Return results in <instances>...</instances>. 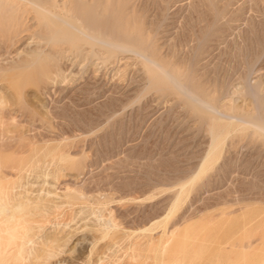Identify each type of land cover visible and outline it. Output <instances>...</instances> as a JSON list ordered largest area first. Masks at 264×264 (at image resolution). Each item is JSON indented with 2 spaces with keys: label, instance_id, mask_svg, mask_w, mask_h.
<instances>
[{
  "label": "rangeland",
  "instance_id": "rangeland-1",
  "mask_svg": "<svg viewBox=\"0 0 264 264\" xmlns=\"http://www.w3.org/2000/svg\"><path fill=\"white\" fill-rule=\"evenodd\" d=\"M130 1H131V2H129L130 7H133L136 10L135 14L137 16L136 21H138L137 22L138 28L143 33L147 30L144 33V35H146L147 36L146 38H148L150 40L151 46L148 49L151 52H153V51L156 52V53L153 52V55L155 57H159V58L164 57L163 60L165 62L169 61L168 62L169 65L176 66V67L179 66L180 72H183V71L187 72L188 71L189 73H191V75L193 74L192 75L193 77L196 75L195 77H197V78H195V80L201 88L205 89V91L207 90V92H210V91H211L210 93L216 92L218 96L220 95L219 96V99H221L220 104H222L224 102L227 103L226 101L229 100L228 105L231 106V104H233L232 107H236L237 110L241 109L240 111L244 112L249 108L246 112H249V111L251 112V110L253 108V101L249 95L244 93L245 89L243 88L244 83H243L242 79H243V74L245 72V65L247 64V61L251 57H252V59L254 58L255 62L253 64L251 62H253L254 59L253 60L251 59L252 60V61L250 60L251 62L248 61L250 63V66L252 65L251 66L252 70H251V75H250V81L253 82L257 78H258L257 79L258 81L261 80L259 82L263 83V84L261 83L260 85H261L262 92L264 93V52L263 53L260 52L258 54V51L261 48L260 44H264L263 43L264 42V0H229V2H228V0H224V1L221 0L223 4H221L220 0H219V2L217 0L216 2H218V3L214 2L215 5H214V3H213V5H211V4L208 5L207 3L209 1H205L204 5L207 4L206 6L207 7L209 6L210 9H208L206 6H204L203 7L204 13L202 10V6H203L202 0H170V1L168 0L169 4L167 3L168 8L166 7L167 11H165V12H163V9L161 7V4H162L161 1L162 0H133V2H132V0H130ZM199 1H202V3ZM193 3L194 4L196 3L195 5L197 7ZM159 4H160V7H159ZM189 4L195 6V8H194L195 11L188 9ZM216 4H218V5H216ZM223 5L225 6V8ZM215 6H217L216 7L217 11L214 9ZM158 7H159V10H158ZM196 8H199L200 10L198 9L196 11ZM205 8H207V10ZM217 8H219V11ZM223 8L226 9V11H224ZM227 8L230 9V11ZM141 9H142V12H141ZM138 10L141 12V14L143 13L142 16ZM188 10H190V11H188ZM208 10L209 11L212 10L211 11V13L213 12L212 16ZM220 10L221 11L223 10V11L220 12ZM227 10L229 12H232L229 15L233 14L232 15L233 17L232 16L230 17L232 22L230 21V24H228V26H227V24L224 25L225 23L224 24L219 23L217 25L218 27L216 29L215 28L213 29V31H216V32L212 31V33H210L208 35L210 38L208 37L209 39L208 38L206 39L208 41H206V40L204 41V42H206V44H208L207 46L205 45V47L207 49H205V47L200 48V46H203V44H201L199 46L196 45V42L198 40V39H196V38H198L197 36H199L201 33H204L206 31L207 27H205V26H209V24L212 20V19H210V17L211 18L214 17L215 11H216V14H221V13L226 14L225 12H227ZM205 11H207V13L209 12L208 16H207V13H205ZM136 12H138V13H136ZM158 12H160V14H158ZM193 12H195V14ZM228 13L226 14L227 17L229 16ZM161 14H164L163 15L164 17ZM28 15L26 16V19H25L26 20L25 25H32V21H33V19L31 18L32 14L29 13ZM139 16H141L142 18H140ZM194 18H196V19L198 18V19L196 20ZM146 21L147 22L151 21V22L148 23L149 24L148 25ZM153 21H155V22H153ZM247 22L248 23L250 22L249 24L252 25V29H251V33L248 31L246 34H244L243 28H245L244 26ZM146 25H148L147 27L153 25L155 28L153 29V26H152V27H149L147 29ZM157 26H158V28H157ZM203 27L205 28V30ZM228 27L230 29H228ZM202 28H203L204 32H202L203 31ZM31 29L24 31L22 34L19 35V37L17 36L16 40L15 39L13 40V43H11V42H10L11 44L9 43L10 47H8L9 48L8 51L9 52L11 51V55L13 56L12 58L18 59V57L24 55L23 52H25L24 49H26V46H27V45L25 46L24 42L26 41L25 43H29V42L31 43L32 38L34 37V35H32V36L30 35L31 32L33 31V28H31ZM143 30H145V31H143ZM241 30H242V32H240ZM200 31H201V33H200ZM33 32H32V34H33ZM238 32L240 34L242 33L241 34L242 36H244V35L246 36L244 38L242 37L243 41L245 38L247 39V41L245 39L246 42H244L245 46L246 45L248 46L247 43H251L253 40H255V43H253V44H255L256 46H254L252 44V46H254V47L251 48L252 46L250 44L251 47L248 46V48H247L248 51H244V49H246L247 46L243 47L244 49L241 50V52H243V51L244 52L239 53L240 55L237 58L235 57V59H234L231 55L232 50L230 48L231 47V41L230 40L233 37L232 35H237V34H239ZM213 33H215V35ZM217 33H219V34H217ZM252 33H253V35H251ZM197 34H199V35H197ZM211 34L214 36H212ZM216 35H217V37H216ZM249 35L251 37L248 39ZM149 36H150V38H149ZM194 36H196L195 41L193 39ZM253 37H254V39H252ZM211 38H213L212 39L213 41L210 40ZM173 40L176 43L173 42ZM249 40H250V42H249ZM193 41L195 43H193ZM190 43L191 44L193 43L192 44L194 46L193 48H195L194 51H193ZM153 44H154V46H152ZM176 44H177V46H176ZM186 44H188L187 46L190 48H188L186 46ZM174 45L176 47H174ZM24 46H25V48H24ZM170 46H172V48L168 49V47H170ZM196 46H198V47H196ZM262 46L263 47L260 51H262L264 48V45H262ZM177 47H178V50H177ZM232 47H233V45H232ZM21 48H22V52H21ZM153 48H155V49H153ZM198 48H200V49H198ZM19 49H20V51H19ZM201 49L202 50L204 49V50L201 52ZM228 49H229V51H228ZM3 50H4V48L1 47V45H0V53H3ZM16 50L18 51V53L20 52L22 54L20 55V53H19V55H17L18 53L16 54V52H15ZM12 51H13V54H12ZM197 51H198V53H199V51L201 53L197 54L196 53ZM68 52L69 51L65 52V54L67 55ZM102 52H103L102 49L101 50L99 49V51H97V53L94 54L93 56L81 55V57H80L81 59L79 58V56L76 57L77 56L76 54L72 55L73 52H71V54L68 53L67 56H65V54H63V56H62L63 60L59 63V66H61L60 72L57 71L58 73L56 72L55 75H54V72L52 74V76H54V77H56L59 74L58 75L59 78L58 77L56 79L52 78L54 80L51 79V80L47 81L48 84H46L47 82L46 83L41 82V85H40V83L37 82L36 75H34L36 78L33 76L35 78V83L33 81L34 78L31 77L27 80L26 83H24V86L22 84H18L19 83L18 81H17L18 82L17 84L16 83H10V82L8 84V82H6V80H4L0 77V85H1L0 86V92L2 91L3 93L2 92L1 93L4 94V95H2L0 93V95L2 97L5 96L4 100L8 98L7 99L8 101L5 100L6 102L4 101L2 103V105L6 106L5 103H8L6 106L7 107L6 111L9 113V115L11 114V116L14 114H15L14 116L17 115L16 120L19 122V124H21L20 126H22V127H20L18 124L19 127L17 126L16 129L14 128L13 130L11 129L10 131L9 130L8 131H6V130L2 131V129H1L2 127H0V132H3L4 141L9 142V144H10V147L3 154L0 155V159H2L3 162L5 163V165H4V163H1L2 168L0 167V172H1L0 173V182L5 184L6 181L9 182V180L10 181L13 180V183L10 185V188L9 187L8 188L11 191L10 192L11 196L14 198H20L21 197L24 199V197L26 195L31 200V199L37 197L38 195H41V196L44 195L43 196L44 198L47 197L50 200V201L48 200V202H47L48 204L50 203L49 205L54 206V204L55 205L57 204L59 206V207H57V206L51 207L49 209V211H48L49 213H47V215H46L47 219L45 218L43 221L44 223L46 222L45 225H43V227H42L43 229L41 228L39 231H37L35 236H34L35 239H33L36 242H37V240L40 241L42 238H44L43 236H45L47 234L50 235V234L54 233V231L57 235L56 236L54 233V235L56 237H58V238L61 237V239L63 238L65 241H66L65 238H67V241L64 243H63L64 240L63 239H62L63 241L61 240V243H62L61 247L65 248L66 250L60 248L61 250H59L57 253L55 252V254L52 256L53 259L51 258L52 259L51 261H55V263L52 262L54 264H58V263L59 264H93V263L95 264V262H96V264H99L97 262V260L99 262H102L101 264H114L115 261L117 262L118 260H120L117 258H118V256L120 257L121 255H122V258L120 257L121 258L120 262L123 263L122 260L124 259V261H125V259L128 258L127 256L130 255V253H131V251H129L130 249H132L133 243H131V242H134L135 239L136 240L142 239L143 241H146L145 238L142 237L143 235H140V234L137 235L138 232L140 233V230H138L139 228L140 229L143 227L147 228L150 226V224H152V225L154 224V226L151 225V227H149V229L148 228L146 229L144 235L147 236V234L149 232L148 236L154 235V237H158L157 235L160 234L159 231L161 232L162 229H164L163 231H165V229L167 230L168 228H166V227H169L168 225H171L172 222H175L174 226L178 223V225L175 227L173 226V224L171 225L173 228L176 229V228L180 227L179 226V225H181L180 222L182 223L183 221H184V224H182L183 225L182 227H184V228L188 226V225L185 226V224H188V223L189 224H191V223L195 224V225L191 224L192 229L194 231L190 230L191 228H186V230L188 229L187 230L188 234L186 233L185 235L186 236L189 235V238L188 237L186 238V236H185V238L182 240V243H183V241H185V244L188 243V246L186 244V247H185V244L183 243L186 250H188L190 244H191V246L192 245L194 246L195 249H193V250L195 252L193 253L194 254L193 256L195 258L190 256L192 258L189 259L190 258L189 255L193 252V250H190V251L188 250L190 253H188V251L185 250L189 254L188 255L189 258H187V254H186V258H185L186 260L184 259V261L188 260L189 262L187 264H195V262H196V264H198V260H199V264H206L207 261L211 260V262H207V264H213L216 262L219 264V262L224 261L223 258H221L223 260H221L219 258L220 257L219 254H221L220 252L223 253L222 254L223 256L228 258V254H229L228 249L232 246L230 243L229 244L231 246H229L228 241H226L223 244L225 246L226 245L229 246L228 249H227V247L224 246V250H223V248L221 247L223 245V244H221V242L225 241L226 237H225V234L223 237L219 236V235H221L222 233H226V235H227V231L224 229V227H222V225H220V220H221L220 218L223 219V217L227 216L225 218V222H224V220L222 221V222H224L223 226H225V228L228 226V227H232V229H234L235 227L237 228V226H235V225H237L236 224L237 222L239 224H242L244 222V219L245 220L248 219L247 215L244 217V215L242 214L243 210L246 213L247 208L249 209L250 206L252 208L254 205H255L254 208L256 206L259 207V209L264 208V199H263L264 194H263V196L261 194L264 191V184H263L264 183V166H263L264 165V143H263V141L261 139H257L258 137L257 138L254 137L253 139H251L249 137L245 138V136L243 134L242 135H240L238 133H237V135L233 134V135H236L237 139H236V137L233 138L234 136H232L230 139H232V140L235 139L236 144L234 143V141L232 142L230 139H229V142L227 141L225 143V145H224L225 147H223V151H222L223 154H221L222 156H220V158L217 160V162L213 166H210L211 169H208L207 173H205L204 178L205 177L207 178L206 174L209 173L208 176L210 177V179L209 178H208L209 180L208 179H202L203 182L205 181L204 182L205 187L204 186L201 187L202 192H200V188L197 189V191L199 193L196 191V189H194L193 191L188 190L187 187H191V185L194 182H198L196 180L193 182V180L191 178L194 175V171L196 173V171L198 170V166L202 160L201 157L204 155L203 152L205 153V151H206L205 149L208 146L207 140L209 142V135L207 132L206 124L201 123L200 115L197 114L198 112H193L192 111L193 109L190 106H188V104L183 99H181L178 94H175V93L172 94V92H167V94H166V92H164V91L159 90L160 91L159 92V91H157L158 89H153V88H152L153 90L150 91L151 87H148V85H147L148 80L146 78V75L148 76V69L145 68V66L142 63V60L139 56L132 54V53L129 54V52H124L125 55H124V53H117L118 55L115 54V55H112L111 57H109L105 60H102L100 58V53H102ZM170 53H172L174 56L171 54V56H172L171 57ZM188 53H189V57H185V56H188ZM14 54L17 56L15 57ZM228 54H230V55H228ZM241 54H244V57H241V56H243ZM254 54H256L257 56L256 55L253 56ZM260 54H261V56H260ZM95 55H96V57H95ZM82 56L85 58H83ZM98 56L100 59L97 58ZM193 56L194 57L196 56L195 57L196 59ZM258 56H260V57H258ZM190 57H191V59L194 58L195 60L192 59V62H191ZM231 57H232V59H231ZM255 57H257V59ZM88 58H89V60H88ZM183 58H185V59H183ZM198 58L201 59V62H200V59H198ZM242 58H244V59L246 58L247 61H246V59L244 60ZM179 60H180V62H178ZM193 60L195 62H193ZM198 60H199V62H197ZM188 61L191 62L192 67L189 65L190 63H188ZM180 63H182V64H180ZM62 65H63V70L61 69ZM186 65L188 66V68ZM194 66L196 67L197 72H193V70L196 71ZM181 68H182V71H181ZM192 68H193V70H191ZM61 71H63V72H61ZM32 78H33V80H32ZM198 80H200L201 82ZM49 82L51 83L50 85H49ZM86 82H87V84H86ZM81 84H82V86H81ZM86 85H87V87L88 86L89 87L87 88ZM41 86H43V87H41ZM202 86H204V87H202ZM20 87H22L21 90L18 89ZM90 87H92V88H90ZM144 87H146L145 88L146 90L144 89ZM221 87H223V88H221ZM16 88H17V91L15 90ZM42 88H43V90H42ZM80 88H81V90H80ZM75 89H77V90H75ZM86 93L88 95H86ZM19 97L22 98V103H19L21 105L16 104L19 101L21 102V99ZM109 99H110V101H109ZM13 101H15V103ZM23 101H24V103H23ZM251 101H252V103H251ZM62 104L64 105V109H63ZM90 104H92V105H90ZM250 104H251V106H250ZM55 105H57V106H55ZM60 105H62V106H60ZM94 105H96V106H94ZM2 107H4V106H2ZM6 107H4V108L6 109ZM26 107L27 108L29 107L30 108V109L28 108L29 110L32 109L31 112L32 111L35 112V116H37V118L35 116L33 117V115H34L33 112H32L33 115L29 114L31 112H29V110ZM56 107H57V109H55ZM86 107H87V109H86ZM60 108H61V110H60ZM23 109H26V110H23ZM21 110H23V111L21 112ZM57 110H59L58 111L59 113L60 112L63 113L66 111L65 113H63L65 115H62V113H61V115H59ZM50 111H51V113H50ZM69 112H71V113L69 114ZM51 114L53 115V117L51 116ZM72 115H73V117H72ZM38 117H39V119L42 120L43 124H41V120L39 121ZM42 117L44 119H42ZM33 118H35V119H33ZM199 119H200V121H199ZM33 120H35V121L33 122ZM45 120H46V123H45ZM49 121L51 123H49V125H47ZM86 121H87V123H86ZM88 121L90 123H88ZM26 122H27V124H26ZM34 124L37 126H39V125L40 126L37 128V126H35ZM88 124H89V126H88ZM203 124H204V126H203ZM23 125H24V128H23ZM50 125H52L51 127H53V128H51ZM25 127L26 128L28 127V128L26 129ZM39 128H41V129H39ZM23 129H25V130H23ZM42 129H44V130H42ZM15 130H17V131H15ZM36 130L38 131L39 134L38 133L36 134V132H37ZM15 132H17V133H15ZM44 132L47 133V135L50 133V135L46 136V134ZM59 132L61 134L63 133L62 134L63 136L59 135L60 134ZM34 134L36 137L33 136ZM61 136L62 137L66 136V139H62ZM49 137L51 138V140H48ZM53 137H57V139L59 137L60 140L59 139L55 140V138L52 139ZM32 138H34V139H32ZM41 138L43 140L44 139L45 140L43 141ZM29 139L31 141H34V144L36 143L35 145H37V146H35L33 144V142L29 141ZM250 139L252 141H250ZM20 140H21V142H22V140L23 141L27 140L26 144L28 145V143H29V146L26 147L27 145H25V142H24V144L20 147L19 146V144L21 143ZM64 140H65V142L67 140L68 141L65 143V142H63ZM54 141L57 143L58 142L61 143V141H62V143H65L66 145L60 144V147L64 146V148L58 149L57 147L59 146V143H58V145H54L55 144ZM30 142H31V145H30ZM43 142H44V144L42 145ZM45 142L48 144V146ZM37 143H39V144H37ZM11 144H13V145L11 146ZM51 144L53 146H55L54 148L57 149L58 151L61 149H65L63 151H59V153H58V154H61L60 156H62V153H63V156H62L63 158H60V156L57 155L58 157L56 156L57 158L55 157L54 161H53L52 156L46 155L48 157V159L52 157V161L47 160V157H46L47 161H45V158H43V157H45V153H47V152L44 153L42 151H47V148L49 146H51ZM38 145L43 146L42 147L43 149H41L42 151L40 150V152H39V150L37 151V148H39ZM229 145H232V146H229ZM41 146H40V148H41ZM232 147H234V148L231 149ZM236 147H237V149H235ZM31 148H32V151H35V153H37V154L34 153L35 156L32 155L33 153L31 151ZM19 151L20 152L22 151L23 153L22 152L20 153ZM48 151H49V148H48ZM224 151H226V152H224ZM6 152H8L7 153L8 156H7V154H6V156H4V154ZM70 153L73 156H71ZM10 154H13V156L16 159L17 158L22 159V160L17 159V163L18 164L20 163L19 165L16 163L15 159H14L15 162L13 161L11 164L10 163L7 164V162L4 161V159L8 158L9 156H12ZM20 154H21V156H20ZM201 154H202V156H201ZM37 155L41 159L38 158V160L36 161L35 157H37ZM68 155L72 158H67ZM230 155L231 156L234 155L233 158H231ZM235 155H236V157H235ZM18 156H20V157H18ZM135 156H136V158H135ZM227 156H229V157L227 158ZM221 157H222V159H226L228 161L229 160L234 161V163L233 162L229 163V162H226L225 160L222 161ZM223 157H225V158H223ZM59 158L61 160H63L64 162L61 161ZM64 158H65V160H64ZM66 158H67V160H66ZM127 158H128V160L126 161L125 159H127ZM23 159H24V161H23ZM55 159L57 162L55 161ZM77 159H79V160H77ZM76 160L79 162L80 161H82V162L81 163L78 162V164H76L77 163ZM21 161H22V163H21ZM59 161H60V163H59ZM68 161H71V163H69ZM72 161H74L75 164ZM224 161L226 164L223 163ZM218 162H219L220 166L223 167L222 170H221L220 166H218ZM14 163H15V165H14ZM35 163H39V166H38V164H35ZM64 163H66L67 165ZM6 164L9 166L7 167ZM50 164H51V166H50ZM68 164H70V165L68 166ZM73 164H74V166H73ZM79 164H80V167H76L79 169H74L75 165L79 166ZM10 165H12V167ZM65 165L67 166L66 168H65ZM143 166H145V167H143ZM214 166L218 167V169ZM226 166H227V168H230L231 170L228 171ZM194 169H196V170H194ZM225 169L227 170V172H229L231 174H229V173L227 174ZM211 170H214V172ZM223 170H224V173L226 175L222 172ZM55 173H57V174H55ZM213 173H215L216 175ZM45 175H47V176H45ZM216 176L218 177V179ZM219 176L222 178H220ZM251 177H255L256 179L251 178ZM239 178L242 180L238 181ZM235 179H236V182H235ZM187 180H189V181H187ZM249 180H251V183ZM186 181H187V183H186ZM232 181L234 182V184H232L233 183ZM241 181L244 182L245 184L241 183ZM252 181H253V183H257L258 185L254 184L251 186V184H253ZM14 182H16V183H14ZM207 182H209V183H207ZM84 183H85V185H83ZM230 183H231V185H230ZM235 183L240 185L241 188L238 186L239 189L236 190L235 187H237V185L235 186ZM188 184H189V186H188ZM194 184H197V183H194ZM247 184H250V185L247 186ZM80 185H83V186H80ZM182 185L185 186V188L183 190L185 194L182 192L179 195V197H181V198H179L180 200H177L178 196L176 194L179 191L178 190L179 187ZM233 185H234V187H233ZM207 186L209 187V189ZM242 186H244V188ZM74 187L76 188V190ZM250 187L251 188L256 187V188L250 189ZM260 187H262V190L260 189ZM79 188H81V189H79ZM231 188L232 189L235 188L234 190H236V191H232V194L229 193L230 194L229 197L233 198L234 201L230 202L231 198H229V202H228V199H227V201L225 203V205L227 204L226 205L227 207H225L223 201L226 200L225 199L226 197L222 196L224 193L223 190H226V191L228 190V192L230 190V192H231V190H232ZM246 188H248V190H250V191H247ZM25 189H26V191H25ZM58 189H60V190H58ZM70 189H72V190H70ZM27 190L29 191V193L31 195L28 193ZM48 190L51 192H52V190L59 191V192H61L63 190L62 191L63 194L59 195V196L58 195L55 196L54 194H50L48 197V195H46ZM259 190H260V192L261 191L262 192L260 193ZM24 191L26 192L25 195H23ZM218 191H219V193H218ZM74 192H76V193H74ZM77 192H79L80 194L82 193L81 196ZM205 192H207V193H205ZM209 192L210 193L215 192L217 194L213 193V195H212V193L210 194ZM43 193H45V194H43ZM73 193L76 194L75 197H77V198L74 197ZM256 193H258V194H256ZM35 194L36 195L38 194V195L36 196ZM65 194H67L70 198H68V196H66L67 197V199H66ZM84 194H86V195H84ZM203 194H205V195H203ZM248 194H250V195H248ZM259 194H261L260 197L263 199L262 201H260L261 200L260 197L257 196ZM210 195H212L213 198H212V196L210 197ZM219 195L221 197H224L223 199H225V200H223L221 197L219 199L218 198ZM52 196H54L56 200L53 199L54 197H52ZM247 196L248 197L250 196L249 199H251V200H249ZM59 197H61V199H58ZM79 197H81V198H79ZM97 197H98V199H97ZM176 197H177V199H176ZM237 197L238 198L241 197V199H243V198L246 199V200L243 199V201H245L247 203H249V201H250V203H249L250 206L247 207L249 204H247V203L244 204L243 201L241 199H239L240 200L239 201ZM78 198H79V200H78ZM255 198H256V201H255ZM257 198H259V200H257ZM51 199L55 200V201H52ZM62 199H64V200L69 199L68 203L66 201V203H67L66 204L65 201ZM70 199H71L72 203H71ZM181 199H182V202H181ZM210 199L213 200L212 202H214V203H211ZM233 199H231V201ZM74 200H76V201H74ZM214 200H217V201H214ZM57 201H58V203H57ZM60 201H61V203H59ZM171 201H173V202H171ZM235 201H236V203H235ZM179 203H181V204L178 205ZM219 203H221V204H219ZM231 203H233V205L235 204L234 205L235 207L238 204L237 208H236L237 210L235 209V207L230 206V205H232ZM203 204H205V205H203ZM213 204H214V206H213ZM228 204H230V205H228ZM246 204H247V206H245ZM252 204H254V205L252 206ZM190 205H191V207H190ZM222 205H223V207H222ZM258 205H260L262 207H260ZM220 207H222L223 209ZM231 207L233 208V210ZM52 208H53V210H54V208H58V209L57 210L55 209L56 211L54 210V213H53V210L51 211ZM171 208H173L172 211H171ZM176 208H177V210L175 211ZM224 208H227V209L229 208V209L226 211V209H224ZM241 208H245V209H241ZM216 209L218 211H216ZM230 209L232 211H230ZM185 210H187L188 212H186ZM219 210H222V211L219 212ZM223 211H224V213H223ZM233 211L236 213H234ZM240 211H242V213ZM50 212H52V213H50ZM173 212H175V213L172 214ZM183 212H185L186 215H184ZM189 212H191V213L193 212L192 213L193 215ZM194 212H197V213L194 214ZM221 212H222V214H218ZM231 212H232V215H231ZM228 213H230V214H228ZM233 213H234V215H233ZM240 213L243 215V217H241L239 215L238 216L235 215V214H240ZM49 214H53V215H49ZM202 214H204V218L202 217L203 216ZM212 214H214V217H212ZM105 215H106V217H105ZM108 215L110 216V218L114 222L116 221V224L118 223L119 226H120V223H122V225L123 224L125 225L123 227H122V225L120 227H118V225L114 226L115 228L112 227L113 233H111V235H113V234H114V236L116 235L115 240H113V242L110 241L111 239L109 240L110 237L108 239L106 238L107 245H105V247L106 246L110 247V245H112V247H113V248L111 247L112 249H110L109 247L108 248L106 247V249H105V247H103V246H104L106 240L103 241L100 239V237H93L94 241L92 243L90 242V241H92V236H94L95 234H97L99 236L101 234V232H99L100 230L97 231L99 229V226L104 225V226H101L102 229L100 227L101 231L104 230L106 226H109V224L107 225L105 223V221L109 220ZM113 215L115 218H112ZM168 215L169 216L174 215V217L172 216V221H169V219H171L170 218L171 216L169 217ZM176 215L177 216L180 215L181 217L182 216L183 217L182 218L180 216L177 217ZM194 215H196V216H194ZM205 215L209 221H211V219H212V221L210 222L211 224L208 221H206ZM215 215L217 217H215ZM260 215L261 214H259V218H258V216L254 217L252 219L251 223H253V224L255 223V225H257L256 220H261V218L263 217L260 222L258 221L259 223H261L264 219V211L261 215L262 217ZM232 216L233 217L236 216L237 218L241 217V218H238L236 220L235 219L236 217H234L233 219L236 220V221H234L236 223L233 222L234 224L228 225L229 223H232L233 219L229 220L230 219L229 217H232ZM104 217L106 218V220H104L105 219ZM175 217H177V218H175ZM187 217H188V220L190 218L191 219L189 221L187 220L188 222L186 223ZM209 217H211V218L209 219ZM102 218H104L103 219L104 221L101 220ZM156 218H158V219H156ZM183 218H185V219L182 220ZM201 218L204 219L203 222H201L202 221ZM213 218H214V220H213ZM217 218H218L219 222H217L218 220L215 221V219H217ZM160 219L164 220L165 223ZM165 219H166V221H165ZM173 219H174V221H173ZM226 219H228L231 222L226 221ZM117 220L120 223L117 222ZM49 221H50V223H49ZM101 221H103L102 224H101ZM167 221H168V223L169 222L170 223L166 224ZM213 221H215V222H213ZM253 221H255V222H253ZM155 222L156 223L162 222V224L164 225V228H163V225L161 223H159V226L162 225V227L161 226L159 227L158 224L156 225ZM212 222H213V225H217L219 228L217 226L216 227L213 226ZM226 222L227 223L229 222V223L227 224ZM204 223H206V225H208L209 227H212V226H213L212 228L215 227L214 230H216V229H218V230L221 229V230H219V231L213 230L212 231L211 228L209 229ZM225 223L227 225H225ZM203 224L210 231L209 230L207 231L205 229L206 232H203V231H205L202 229L203 227H205ZM253 224H251V227L253 226ZM191 225H189L188 227H191ZM201 225H203V226H201ZM242 225H243V227H241V225H239L240 227L237 228V230L240 229L239 233H237V236H240L241 232H244L245 229H247V228H245L243 230L244 225L245 226L248 225V227L250 226L249 224H242ZM200 226H201V228H199ZM90 227L91 228L93 227V229L98 228V229H96L97 232L96 231H95V233L91 232ZM182 227H180V228L183 232L184 228H182ZM85 228H87V229L89 228V230H87ZM60 229H61V231H60ZM119 229H120V231H122V230L123 231L119 232ZM115 230H116V232L114 233ZM126 230H127V232H126ZM129 230H130V232H129ZM181 230L176 229L177 234H175L176 235L175 238L177 236H178L177 238H179V237L182 238L181 236L183 235V233L181 232ZM198 230H199V232H197ZM40 231H41V233H40ZM132 231H133V233H132ZM152 231H153V233H152ZM189 231H192L193 234ZM220 231H222V233ZM117 232L119 235L117 234ZM202 232H203L204 236L205 235L207 236V232H208V236L207 237L205 236V238H204V236H202L203 235ZM213 232H214V234H215V232H217L215 234L216 237L219 234L217 242L218 243L220 242L221 246H218L220 244H218L216 242H215L216 244L212 243L213 239H214V241L216 240V238H214L215 235L213 234ZM37 233H39L41 235L40 239H39L40 235L38 234L39 235L38 236ZM163 233L164 232H162L159 236L163 235V237H166V234L164 235ZM178 233H180V235L181 234L182 235L180 236V235H178ZM189 233H191V234H189ZM128 234L130 236H132V238L130 236H128ZM210 234H211V236H210ZM59 235H61V236H59ZM190 235H193L194 238L191 239L190 237H192V236H190ZM200 235L202 236L201 240H200V237H201ZM242 235H243V233L241 234V236ZM119 236H121V237H119ZM133 237H134V239H133ZM135 237H138V238H135ZM208 237H210V238H208ZM97 238H99V239H97ZM119 238H121V239L119 240ZM211 238H213V239H211ZM222 238L223 239L225 238V239L223 240ZM129 239L131 241H129ZM187 239L188 240L191 239L192 242H188ZM204 239H206V240H204ZM81 240H83V241H81ZM108 240H109V242H108ZM121 240H123V241H121ZM207 240H209V241H207ZM221 240H223V241H221ZM114 241H116V242H114ZM204 241L205 242L207 241V243H209L210 246L209 245L207 246L206 244L204 245V243H205ZM95 242H96V244H95ZM200 242H203V243H200ZM116 243H118L119 245H117ZM64 244H66V245H64ZM127 244L130 245L131 248ZM63 245H64V247H63ZM200 245H202V246H200ZM215 245H217V247H221L222 250L220 251L221 248L217 249V247H215ZM29 246H31V244L30 245L28 244V246H26V250H27V252L30 253V251H28V250H31L32 247L30 248ZM99 246L101 247V250H100ZM203 246H204V249H203ZM201 247H202V250H204V251H201V249H200ZM206 247L207 248L210 247V248L207 249ZM211 247H213V248H211ZM69 249H71L70 250L71 252L69 251ZM98 249H99L100 253H98ZM108 249H110L111 251ZM210 249H211V251H210ZM213 249L214 250L216 249V252L213 251ZM235 249L236 248L234 247V251H235ZM104 250L109 254L106 255L107 254L106 252H105L106 253L105 255H104V253H101ZM225 250L228 252H226ZM231 250H233V247ZM231 250H230V252H231ZM61 251H62V253H61ZM63 251L65 254L63 253ZM65 251H68V252L66 253ZM128 251H129V253H128ZM218 251H220V252L216 256L215 253H217ZM206 252H208V253H210V255H212L211 259H208V257L210 255L208 256V253H206ZM232 252L229 255L230 258L226 259L227 262H228V260H230V263H226V264H234V262L236 261L235 260L236 256ZM195 253H197L198 256L195 255ZM203 253L204 254L206 253L204 257L202 255ZM125 254H127V255L125 256ZM213 254L215 255L214 259H213V256H214ZM224 254H226V255H224ZM231 254H233V255H231ZM58 255H61V257L63 258L62 259L63 262L61 260V257H59ZM62 255L66 256V257L68 256V258H66ZM101 255H102V258H101ZM222 255H221V257H222ZM69 257H71V258L69 259ZM98 257H100L102 260L100 261V258H98ZM206 257H207V259H206ZM27 258H28V256H27ZM193 258H194V263L192 262ZM203 258H204V260H207V261L206 262L203 261ZM215 258H216V260L220 259L221 261L219 260V261L215 262ZM65 259H66V261H65ZM67 260H69L70 263ZM233 260H235V261H233ZM126 261H127V259H126ZM147 261L150 262L151 260L149 261V259H148ZM116 262H115V264H121V263H119V261L117 263ZM42 264H44V263H42ZM220 264H223V262Z\"/></svg>",
  "mask_w": 264,
  "mask_h": 264
},
{
  "label": "bare ground",
  "instance_id": "bare-ground-1",
  "mask_svg": "<svg viewBox=\"0 0 264 264\" xmlns=\"http://www.w3.org/2000/svg\"><path fill=\"white\" fill-rule=\"evenodd\" d=\"M163 1V2H162ZM161 1V7H162V9H163V12H165V11H167V9H166V7H167V3L169 4V2H168V0H162ZM170 1V0H169ZM203 1V6H202V10H203V7L204 6H206L207 4L209 5V4H211V5H213V3L215 2V3H218L219 2V0H218V2H216L217 0H202ZM202 1H199V2H201L202 3ZM205 1H209L206 5H204V3H205ZM224 1V0H223ZM129 2H131L130 0H0V45H1V47H3L4 48V50H3V53H0V77L2 78V79H4V80H6V82H8V84H9V82L10 83H18V84H22L23 86H24V83H26L27 82V80L29 79V78H31V77H33L34 75H36V79H37V82H39L40 83V85H41V82L42 83H46L47 81H49V80H51L52 78H59V74L56 76V77H54V76H52V74H53V72H54V75H55V73L58 71V72H60V67L61 66H59V63L63 60L62 59V56H63V54H65V52H67V51H69L68 53L69 54H71V52H73L72 53V55L73 54H76L77 56L76 57H78L79 56V58L81 57V55H85V56H89V55H91V56H93L94 54H96L97 53V51H99V49L101 50L102 49V53H100V58L102 59V60H105V59H107V58H109V57H111L112 55H115V54H117V53H124V52H129V54L130 53H132V54H135V55H137V56H139L140 58H141V60H142V63L144 64V66H145V68H147L148 69V76L146 75V78H147V85H148V87H151V89H150V91L151 90H153V89H158L157 91H164V92H166V94H167V92H172V94H178L179 96H180V98L181 99H183L187 104H188V106H190L193 110V112H198L197 114H199L200 115V119H201V123H204V124H206V128H207V132H208V135H209V142H208V140H207V143H208V146H207V148L204 150L205 151V153L203 152V156H202V154H201V163L199 164V166H198V170L196 171V173H195V171H194V175L192 176V180H193V182L196 180V181H198V182H194V183H197V184H192L191 185V187H187L188 188V190H190V191H193L194 189H196V191H197V189H199L200 188V192H202L201 191V187H205V185H204V182H203V180L202 179H210V177L208 176V174H206V176H207V178L205 177L204 178V176H205V173H207V170L208 169H211L210 168V166H213L216 162H217V160L220 158V156H222L221 154H223L222 153V151H223V147H225L224 145H225V143L228 141L229 142V139L232 137V136H234L233 138H235L236 137V135H237V133L238 134H240V135H244L245 136V138H251V139H253L254 137H258L257 139H261L262 141H263V143H264V93L262 92V89H261V83L262 82H259V81H261V80H255V81H253V82H251L250 81V75H251V66H250V63L249 62H251L253 59H252V57L247 61V59H246V61H247V64L245 65V72H244V74H243V83H244V93L245 94H247V95H249L251 98H252V101H253V108H252V110H251V112L249 111V112H246V111H240L239 109V111L236 109V107H232L233 106V104H231V106L230 105H228V102H229V100H227L226 102L227 103H222V104H220V100L221 99H219V96L217 95V93L216 92H213V93H210V92H207V90L205 91V89H203V88H201L199 85H198V83L196 82V80H195V78H197V77H193L192 75H191V73H189L187 70V72H180L179 71V66L178 67H176V66H171V65H169L168 64V62L169 61H164L163 59H164V57L163 58H159V57H155L154 55H153V52H155V51H153V52H151V51H149V47L151 46L150 45V40L148 39V38H146L147 36L146 35H144V33L147 31L145 28V30H143V31H145L144 33L143 32H141L140 31V29L138 28V25H137V22L138 21H136L137 19H136V14H135V9L133 8V7H130V5H129ZM132 2H133V0H132ZM160 2V1H159ZM211 2V3H210ZM220 2H221V4H223L222 3V1L220 0ZM228 2H229V0H228ZM198 3V2H197ZM215 3H214V5H215ZM225 3V2H224ZM227 3V2H226ZM194 4V3H193ZM196 4V3H195ZM194 4V5H195ZM200 4V3H199ZM228 4V3H227ZM194 5H191V4H189V8L188 9H191L192 11L194 10L195 11V6ZM210 5V6H211ZM216 5H218V4H216ZM224 6V5H223ZM228 6V5H227ZM226 6V7H227ZM159 7H160V4H159ZM159 7H158V10H159ZM197 7V6H196ZM207 7V6H206ZM216 7L217 6H215V10H216ZM168 8V7H167ZM208 9H210V7L208 6L207 7ZM207 8H205L206 10H207ZM224 8H225V6H224ZM223 8V9H224ZM161 9V8H160ZM161 9V10H162ZM199 8H196V11L198 10ZM213 9V10H214ZM218 9V11H219V8H217ZM228 9V8H227ZM200 10V9H199ZM229 11H230V9H228ZM227 10V12H225L226 14L229 12ZM139 11V10H138ZM188 11H190V10H188ZM209 11V10H208ZM212 11V10H211ZM211 11H209L210 12V14H211V16L213 15L212 13H211ZM217 11V10H216ZM216 11H215V15H214V17L213 18H211L210 17V19H212L211 20V22H210V24H209V26H205V27H207L206 28V31L204 32V30H205V28H204V30H203V28H202V32H204V33H201V31H200V35L199 34H197V35H199V36H197L198 38H196V36H194V41H195V38L196 39H198L197 40V42H196V45H201V44H203V46H200V48H202V47H205V45L207 46L208 44H206V42H204L209 36V34L210 33H212V31H213V29L215 28H217L218 26V24L220 23H225L224 25H226L227 24V26H228V24H230V21L232 22V20H231V16L233 15H229L230 13H232V12H229L228 13V17H227V15L226 14H216ZM223 11V10H222ZM221 10H220V12H222ZM224 11H226V9H224ZM141 12H142V9H141ZM141 12L139 11V13L141 14ZM162 12V13H163ZM208 12V13H209ZM219 12V13H220ZM29 13H31L32 14V19H33V21H32V25H25V22H26V16L29 14ZM136 13H138V12H136ZM190 13V12H189ZM194 14H195V12H193ZM197 13V12H196ZM201 13V12H200ZM203 13H204V10H203ZM205 13H207V11H205ZM208 13H207V16H208ZM224 13V12H223ZM139 14V15H140ZM158 14H160V12H158ZM202 14V13H201ZM200 14V15H201ZM209 14V15H210ZM143 15V13L141 14V16ZM162 16L164 15V14H161ZM206 15V14H205ZM29 16V15H28ZM141 16H139L140 18H142ZM145 16V15H144ZM161 16V17H162ZM195 16V15H194ZM197 16V15H196ZM164 17V16H163ZM191 17V16H190ZM233 17V16H232ZM194 19H196V18H194ZM198 19V18H197ZM196 19V20H197ZM195 21V20H194ZM250 21V20H249ZM147 22V21H146ZM151 22V21H150ZM150 22H147V24L148 23H150ZM153 22H155V21H153ZM209 23V22H208ZM250 23V22H249ZM248 22L245 24V28H243L244 30H243V33L244 34H246L248 31L251 33V29H252V25L251 24H249ZM31 24V23H30ZM140 24V23H139ZM153 24V23H152ZM155 24V23H154ZM149 25V24H148ZM148 25H146V27L148 26ZM162 25V24H161ZM153 25H151V26H149V27H152ZM216 26V27H215ZM226 26V27H227ZM149 27H147V29L149 28ZM31 28H33V34H32V32H31V36L32 35H34V37L32 38V41H31V43L29 42V43H25L24 42V44H25V46H26V49H24L25 48V46H24V51L25 52H23V56H20V57H18V59H14V58H12L13 56L11 55V51L9 52L8 51V47H10L9 46V43L11 42V43H13V40L15 39L16 40V37L18 36L19 37V35L20 34H22L24 31H27V30H29V29H31ZM155 27L153 26V29H154ZM157 28H158V26H157ZM152 29V30H153ZM228 29H230L229 27H228ZM242 29V28H241ZM32 30V29H31ZM151 31V30H150ZM156 31V30H155ZM199 31V30H198ZM218 31V30H217ZM152 32V31H151ZM213 32H216V31H213ZM219 32V31H218ZM240 32H242V30L240 31ZM239 33V32H238ZM187 34V33H186ZM214 35H215V33H213ZM217 34H219V33H217ZM242 34V33H241ZM240 33L239 34H237V35H232L233 37H232V39L230 40L231 41V55H232V57L235 59V57L237 58L240 54L239 53H243L244 51H248V46H250V44H251V46H252V44L253 43H255V40H253L251 43H247L248 44V46L246 47L245 45H244V42H246L247 41V39H246V41H245V39H244V41L242 40V37L244 38V37H246L245 35L244 36H242ZM151 35V34H150ZM189 35V34H188ZM212 35V34H211ZM214 35H212V36H214ZM251 35H253V33L251 34ZM153 36V35H152ZM30 37V36H29ZM200 37V38H199ZM216 37H217V35H216ZM220 37V36H219ZM248 37V36H247ZM251 36L249 35V37H248V39L250 38ZM149 38H150V36H149ZM210 38V37H209ZM208 38V39H209ZM259 38V37H258ZM176 39V38H175ZM186 39V38H185ZM213 38H211L210 40H212ZM252 39H254V37L252 38ZM31 40V39H30ZM192 41V40H191ZM193 41V43H195ZM206 41H208V40H206ZM213 41V40H212ZM173 42H175L174 40H173ZM205 44H204V43ZM249 42H250V40H249ZM10 43V44H11ZM153 43V42H152ZM176 43V42H175ZM192 43V44H193ZM230 43V42H229ZM264 43V42H263ZM173 44V43H172ZM191 43H190V45H191V47H192V49H193V51H194V49L195 48H193L194 46L192 45ZM22 45V44H21ZM171 45V44H170ZM184 45V44H183ZM188 44H186V46H187ZM232 45H233V47H232ZM254 46H256L255 44H253ZM261 45V48H260V50L262 49V45H264V44H260ZM259 45V46H260ZM152 46H154V44L152 45ZM176 46H177V44H176ZM175 45H174V47H176ZM198 46H196V47H198ZM223 46V45H222ZM250 46V47H251ZM254 46H252L251 48H253ZM188 47V46H187ZM228 47V46H227ZM243 47H246V49H244ZM152 48V47H151ZM169 48H172V46H170V47H168V49ZM188 48H190V47H188ZM200 48H198V49H200ZM229 48V47H228ZM258 48V47H257ZM2 49V48H1ZM153 49H155V48H153ZM157 49V48H156ZM205 49H207L206 47H205ZM244 49V51L243 52H241V50H243ZM18 50V49H17ZM15 51L16 52V54L18 53V51ZM172 50V49H171ZM175 50V49H174ZM177 50H178V47H177ZM176 50V51H177ZM189 50V49H188ZM197 50V49H196ZM195 50V51H196ZM204 50V49H203ZM202 49H201V52L203 51ZM258 51V54L260 53V52H264V48H263V50L262 51ZM19 51H20V49H19ZM170 51V50H169ZM173 51V50H172ZM190 51V50H189ZM188 51V52H189ZM192 51V52H193ZM228 51H229V49H228ZM14 52V53H15ZM21 52H22V48H21ZM171 52V51H170ZM179 52V51H178ZM177 52V53H178ZM200 51H199V53H201ZM225 52V51H224ZM20 53V52H19ZM19 53L17 54V55H19ZM68 53H67V55H68ZM156 53V52H155ZM169 53V52H168ZM175 53V52H174ZM191 53V52H190ZM197 54H199L198 53V51L196 52ZM195 53V54H196ZM230 53V52H229ZM247 53V52H246ZM245 53V54H246ZM256 53V52H255ZM12 54H13V51H12ZM22 53H20V55H21ZM127 54V53H126ZM128 54V55H129ZM158 54V53H157ZM171 54L172 53H170V56H171ZM176 54V53H175ZM194 54V55H195ZM206 54V53H205ZM15 55V54H14ZM17 55H15V57L17 56ZM66 54H65V56H67ZM118 55V54H117ZM123 55V54H122ZM124 55H125V53H124ZM173 55V54H172ZM180 55V54H179ZM228 55H230V54H228ZM241 55H243V56H241V57H244V54H241ZM256 54H254L253 56H255ZM64 56V57H65ZM75 56V55H74ZM82 56V57H83ZM90 56V57H91ZM174 56V55H173ZM183 56V55H182ZM192 56V55H191ZM199 56V55H198ZM201 56V55H200ZM248 56V55H247ZM257 56V55H256ZM260 56H261V54H260ZM260 56H258V57H260ZM72 57V56H71ZM95 57H96V55H95ZM138 57V58H139ZM172 57V56H171ZM170 57V58H171ZM176 57V56H175ZM185 57H189V53H188V56H185ZM194 57V56H193ZM196 57V56H195ZM194 57V58H195ZM232 57H231V59H232ZM78 58V59H79ZM83 58H85V57H83ZM92 58V57H91ZM90 58V59H91ZM97 58H99V56L97 57ZM99 58V59H100ZM168 58V57H167ZM177 58V57H176ZM180 58V57H179ZM178 58V59H179ZM194 58H192V59H194ZM256 59H257V57H255ZM81 59V58H80ZM183 59H185V58H183ZM190 59H191V57H190ZM192 59H191V62H192ZM196 59V58H195ZM194 59V60H195ZM198 59H200V58H198ZM242 59H244V58H242ZM244 59V60H245ZM252 59V60H251ZM88 60H89V58H88ZM140 60V59H139ZM166 60V59H165ZM193 60V62H195ZM251 60V61H250ZM98 61V60H97ZM177 61V60H176ZM184 61V60H183ZM178 62H180V60L178 61ZM182 62V61H181ZM186 62V61H185ZM191 62L190 61H188V63H190L189 65L191 66ZM197 62H199V60L197 61ZM200 62H201V59H200ZM255 62V59H254V61L253 62H251L252 64ZM180 64H182V63H180ZM179 64V65H180ZM197 64V63H196ZM61 65V64H60ZM188 65V64H187ZM186 65V66H187ZM237 65V64H236ZM181 66V65H180ZM197 66V65H196ZM216 66V65H215ZM229 66V65H228ZM183 67V66H182ZM192 67V66H191ZM190 67V68H191ZM187 68H188V66H187ZM194 68L196 69V67L194 66ZM236 68V67H235ZM62 70H63V65H62V68H61ZM69 69V68H68ZM215 69V68H214ZM191 70H193V68L191 69ZM181 71H182V68H181ZM57 72V73H58ZM61 72H63V71H61ZM75 72V71H74ZM193 72H197V69H196V71H194L193 70ZM73 74V73H72ZM203 76V75H202ZM33 77V78H34ZM70 77V76H69ZM201 77V76H200ZM230 77V76H229ZM33 78H32V80H33ZM35 78H34V83H35ZM199 78V77H198ZM242 78V77H241ZM255 78V77H254ZM260 78V77H259ZM1 79V80H2ZM200 79V78H199ZM52 80H54V79H52ZM201 80V79H200ZM200 80H198V81H200ZM203 80V79H202ZM205 80V79H204ZM18 81V82H17ZM67 81V80H66ZM224 81V80H223ZM36 82V83H37ZM52 82V81H51ZM63 82V81H62ZM201 82V81H200ZM223 83V82H222ZM225 83V82H224ZM46 84H48V82L46 83ZM51 83L49 82V85H50ZM86 84H87V82H86ZM200 84V83H199ZM263 84V83H262ZM11 85V84H10ZM38 85V84H37ZM201 85V84H200ZM204 85V84H203ZM224 85V84H223ZM222 85V86H223ZM1 86V85H0ZM22 86V87H23ZM46 86V85H45ZM80 86V85H79ZM81 86H82V84H81ZM14 87V86H13ZM22 87H20V88H18V89H20L21 90V88ZM41 87H43V86H41ZM47 87V86H46ZM86 87H87V85H86ZM89 87V86H88ZM87 87V88H88ZM147 87V86H146ZM146 87H144V89L146 88ZM202 87H204V86H202ZM206 87V86H205ZM10 88V87H9ZM40 88V87H39ZM76 88V87H75ZM78 88V87H77ZM90 88H92V87H90ZM153 88V89H152ZM221 88H223V87H221ZM143 89V88H142ZM148 89V90H149ZM16 91H17V88L15 89ZM42 90H43V88H42ZM41 90V91H42ZM75 90H77V89H75ZM80 90H81V88H80ZM90 90V89H89ZM146 90V89H145ZM224 90V89H223ZM40 91V90H39ZM53 91V90H52ZM85 91V90H84ZM83 91V92H84ZM159 91V92H160ZM209 91V90H208ZM222 91V90H221ZM2 92V91H1ZM0 92V93H1ZM76 92V91H75ZM146 92V91H145ZM3 93V92H2ZM1 93V94H2ZM17 93V92H16ZM89 93V92H88ZM221 93V92H220ZM15 94V93H14ZM54 94V93H53ZM144 94V93H143ZM170 94V93H169ZM168 94V95H169ZM2 95H4V94H2ZM46 95V94H45ZM86 95H88L87 93H86ZM90 95V94H89ZM122 95V94H121ZM20 96V95H19ZM78 96V95H77ZM88 97V96H87ZM122 97V96H121ZM4 98H5V96L4 97H2L1 95H0V127H2L1 129H2V131L4 130H6V131H10L11 129L13 130L14 128L16 129V127L18 126V124H19V122L16 120V116H14V115H12L11 116V114L9 115V113L6 111L7 110V104L8 103H5L6 104V106L5 105H2V103L5 101V100H7V99H5L4 100ZM18 98V97H17ZM20 98V97H19ZM109 98V97H108ZM222 98V97H221ZM12 99V98H11ZM21 99V102L19 101L18 103H16L17 105H21V104H19V103H22V98H20ZM94 99V98H93ZM226 99V98H225ZM85 100V99H84ZM101 100V99H100ZM105 100V99H104ZM112 100V99H111ZM8 101V100H7ZM109 101H110V99H109ZM252 101H251V103H252ZM6 102V101H5ZM14 103H15V101H13ZM72 102V101H71ZM93 102V101H92ZM107 102V101H106ZM222 102V101H221ZM23 103H24V101H23ZM59 103V102H58ZM113 103V102H112ZM56 104V103H55ZM65 104V103H64ZM108 104V103H107ZM246 104V103H245ZM4 106V107H6V109L4 108V107H2V106ZM63 105V104H62ZM62 105H60V106H62ZM69 105V104H68ZM85 105V104H84ZM90 105H92V104H90ZM98 105V104H97ZM55 106H57V105H55ZM94 106H96V105H94ZM112 106V105H111ZM236 106V105H235ZM250 106H251V104H250ZM20 107V106H19ZM18 107V108H19ZM23 107V106H22ZM67 107V106H66ZM83 107V106H82ZM88 107V106H87ZM87 107H86V109H87ZM100 107V106H99ZM17 108V109H18ZM21 108V107H20ZM27 108V107H26ZM29 108V107H28ZM27 108V109H28ZM34 108V107H33ZM80 108V107H79ZM105 108V107H104ZM190 108V109H191ZM30 109V108H29ZM28 109V110H29ZM55 109H57V107L55 108ZM63 109H64V105H63ZM124 109V108H123ZM20 110V109H19ZM23 110H26V109H23ZM23 110H21V112L23 111ZM27 110V111H28ZM32 110V109H31ZM31 110H29V112H31ZM60 110H61V108H60ZM46 111V110H45ZM59 110H57V112H58ZM63 111V110H62ZM65 111V110H64ZM33 112V111H32ZM32 112L31 113H29V114H32ZM66 112V111H65ZM65 112H63V113H65ZM84 112V111H83ZM92 112V111H91ZM28 113V112H27ZM34 113V115H33V117L35 116V112H33ZM42 113V112H41ZM47 113V112H46ZM50 113H51V111H50ZM59 113V112H58ZM61 113L62 112H60L59 113V115H61ZM62 113V115H65V114H63ZM71 112H69V114H70ZM79 113V112H78ZM86 113V112H85ZM96 113V112H95ZM21 114V113H20ZM68 114V113H67ZM25 115V114H24ZM31 115V116H32ZM56 115V114H55ZM74 115V114H73ZM73 115H72V117H73ZM39 116V115H38ZM51 116L53 117V115L51 114ZM198 116V115H197ZM36 118H37V116H35ZM44 117V116H43ZM42 117V119H44ZM68 117V116H67ZM25 118V117H24ZM29 118V117H28ZM32 118V117H31ZM41 118V117H40ZM59 118V117H58ZM33 119H35V118H33ZM38 119H39V117H38ZM68 119V118H67ZM85 119V118H84ZM88 119V118H87ZM200 119H199V121H200ZM41 119H39V121H40ZM35 120H33V122H34ZM44 121V120H43ZM62 121V120H61ZM91 121V120H90ZM97 121V120H96ZM123 121V120H122ZM63 122V121H62ZM61 122V123H62ZM83 122V121H82ZM109 122V121H108ZM112 122V121H111ZM30 123V122H29ZM37 123V122H36ZM45 123H46V120H45ZM44 123V124H45ZM49 123H51L50 121L48 122V124L47 125H49ZM53 123V122H52ZM58 123V122H57ZM86 123H87V121H86ZM88 123H90L89 121H88ZM26 124H27V122H26ZM38 124V123H37ZM41 124H43V122H42V120H41ZM85 124V123H84ZM204 124H203V126H204ZM21 124H19V126H20ZM35 125V124H34ZM46 125V126H47ZM54 125V124H53ZM87 125V124H86ZM85 125V126H86ZM199 125V124H198ZM18 126V127H19ZM28 126V125H27ZM35 126H37V125H35ZM40 126V125H39ZM39 126H37V128L39 127ZM52 125H50V127H51ZM55 126V125H54ZM88 126H89V124H88ZM97 126V125H96ZM116 126V125H115ZM202 126V127H203ZM20 127H22V126H20ZM45 127V126H44ZM49 127V126H48ZM114 127V126H113ZM199 127V126H198ZM23 128H24V125H23ZM26 128V127H25ZM28 128V127H27ZM26 128V129H27ZM36 128V127H35ZM46 128V127H45ZM51 128H53V127H51ZM55 128V127H54ZM67 128V127H66ZM74 128V127H73ZM122 128V127H121ZM39 129H41V128H39ZM106 129V128H105ZM109 129V128H108ZM23 130H25V129H23ZM42 130H44V129H42ZM58 130V129H57ZM15 131H17V130H15ZM28 131V130H27ZM32 131V130H31ZM37 131V130H36ZM53 131V130H52ZM51 131V132H52ZM68 131V130H67ZM73 131V130H72ZM91 131V130H90ZM12 132V131H11ZM19 132V131H18ZM26 132V131H25ZM41 132V131H40ZM87 132V131H86ZM13 133V132H12ZM15 133H17V132H15ZM20 133V132H19ZM38 133V131L36 132V134ZM42 133V132H41ZM45 133V132H44ZM43 133V134H44ZM53 133V132H52ZM60 133V132H59ZM75 133V132H74ZM39 134V133H38ZM46 134V136H48V135H50V133L47 135V133H45ZM63 134V133H62ZM61 133L59 134V135H62ZM233 134H236V135H233ZM16 135V134H15ZM58 135V136H59ZM34 137H36L35 136V134L33 135ZM38 136V135H37ZM45 136V137H46ZM63 136V135H62ZM61 136V137H62ZM73 136V135H72ZM40 137V136H39ZM65 137V138H64ZM64 137H62V139H66V136H64ZM243 137V136H242ZM12 138V137H11ZM10 138V139H11ZM55 138V140L57 139V137H53L52 139H54ZM24 139V138H23ZM32 139H34V138H32ZM38 139V138H37ZM42 139V138H41ZM58 139L60 140V138L58 137ZM57 139V140H58ZM61 139V140H62ZM236 139H237V137H236ZM250 139V141H252ZM25 140V139H24ZM43 140V139H42ZM45 140V139H44ZM43 140V141H44ZM47 140V139H46ZM48 140H51V138L49 137L48 138ZM69 140V139H68ZM67 140V141H68ZM82 140V139H81ZM105 140V139H104ZM232 142L234 141V143L236 144V140L234 139V140H232V139H230ZM27 141V140H26ZM26 141H23L22 140V142H21V140H20V144H19V146L21 147L23 144H24V142H25V145H27L26 143ZM29 141H31L30 139H29ZM40 141V140H39ZM66 141V142H67ZM70 141V140H69ZM98 141V140H97ZM230 141V142H231ZM244 141V140H243ZM260 141V140H259ZM12 142V141H11ZM31 142H33V144H34V141H31ZM31 142H30V145H31ZM48 142V141H47ZM63 142H65V140L63 141ZM65 142V143H66ZM76 142V141H75ZM239 142V141H238ZM19 143V142H18ZM46 143V142H45ZM51 143V142H50ZM55 143V144H54ZM54 145H58V143L57 142H55L54 141ZM57 143V144H56ZM65 143H62V141H61V143H59V146L57 147L58 149L59 148H64V146L63 147H60V144L62 145H64ZM69 143V142H68ZM67 143V144H68ZM97 143V142H96ZM36 144V143H35ZM34 144V145H35ZM37 144H39V143H37ZM44 144V142L42 143V145ZM47 144V143H46ZM45 144V145H46ZM76 144V143H75ZM104 144V143H103ZM241 144V143H240ZM13 144H11V146H12ZM33 145V146H34ZM50 145V144H49ZM66 145V144H65ZM234 145V144H233ZM261 145V144H260ZM18 146V147H19ZM29 146V143H28V145L26 146V147H28ZM35 146H37V145H35ZM41 146V145H40ZM40 146L38 145V147L40 148ZM47 146H48V144H47ZM229 146H232V145H229ZM10 147V144H9V142H7V141H4V136H3V132H0V155L1 154H3L8 148ZM19 147V148H20ZM43 146H41V148L39 149V148H37V151L39 150V152H40V150L41 149H43L42 148ZM45 147V146H44ZM55 146H53L52 144H51V146H49L48 148H49V151H48V148H47V151H42V152H47V153H45V157H43V158H45V161H47V160H51L52 161V157H53V161H54V158L57 156V155H61V154H58L59 153V151H63V150H65V149H61V150H57V149H55L54 148ZM227 147V146H226ZM235 147V146H234ZM234 147H232L231 149H233ZM36 148V147H35ZM229 148V147H228ZM21 149V148H20ZM34 149V148H33ZM45 149V148H44ZM235 149H237V147L235 148ZM18 150V149H17ZM16 150V151H17ZM225 150V149H224ZM15 151V152H16ZM31 151H32V148H31ZM36 151V152H37ZM227 151V150H226ZM226 151H224V152H226ZM232 151V150H231ZM20 152V151H19ZM22 152V151H21ZM20 152V153H21ZM38 152V153H39ZM67 152V151H66ZM69 152V151H68ZM228 152V151H227ZM8 152H6L5 154H4V156H6V154H7ZM12 153V152H11ZM23 153V152H22ZM32 155L33 156H35L34 155V153H35V151H32ZM235 153V152H234ZM35 154H37V153H35ZM225 154V153H224ZM10 155H12V156H9L8 158H6V159H4V161L5 162H7V164L8 163H12L13 161H14V159L16 160V163H17V159L18 160H20L21 158H15L14 156H13V154H10ZM39 155V154H38ZM38 155H37V157H35L36 159V161L38 160ZM43 155V154H42ZM46 155H50V156H52L51 158H49L48 159V157L46 156ZM70 155L71 156H73L71 153H70ZM3 156V155H2ZM7 156H8V154H7ZM20 156H21V154H20ZM20 156H18V157H20ZM62 156H63V153H62ZM62 156H60V158H63ZM67 156V155H66ZM65 156V157H66ZM86 156V155H85ZM224 156V155H223ZM231 156V155H230ZM234 156V155H233ZM233 156H231V158H233ZM17 157V156H16ZM46 157H47V160H46ZM58 157V156H57ZM56 157V158H57ZM75 157V156H74ZM229 156H227V158H228ZM235 157H236V155H235ZM24 158V157H23ZM59 158V159H60ZM67 158H72V157H70L69 155H68V157ZM67 158H66V160H67ZM125 158V157H124ZM135 158H136V156H135ZM223 158H225V157H223ZM25 159V158H24ZM24 159H23V161H24ZM39 159H41V158H39ZM76 159V158H75ZM221 159H222V157H221ZM220 159V160H221ZM22 160V159H21ZM61 160V159H60ZM64 160H65V158H64ZM77 160H79V159H77ZM76 160V161H77ZM126 161L128 160V158L127 159H125ZM136 160V159H135ZM149 160V159H148ZM223 160H225L226 162H229V163H231V162H233L234 163V161H228V160H226V159H222V161ZM233 160V159H232ZM55 161H56V159H55ZM61 161H63V160H61ZM225 161L223 162V163H225ZM240 161V160H239ZM15 162V161H14ZM19 162V161H18ZM44 162V161H43ZM42 162V163H43ZM57 162V161H56ZM64 162V161H63ZM69 163H71V161H68ZM73 163H74V161H72ZM78 162L79 161H77V163L76 164H78ZM82 161H80L79 163H81ZM119 162V161H118ZM122 162V161H121ZM129 162V161H128ZM151 162V161H150ZM156 162V161H155ZM1 163H4L3 162V160L2 159H0V167H1ZM21 163H22V161H21ZM41 163V164H42ZM59 163H60V161H59ZM159 163V162H158ZM221 163V162H220ZM6 164V166L8 167L9 165H7ZM18 164V163H17ZM20 164V163H19ZM18 164V165H19ZM35 164H38V166H39V163H35ZM45 164V163H44ZM64 164H66V163H64ZM75 164V163H74ZM74 164H73V166H74ZM222 164V163H221ZM226 164V163H225ZM236 164V163H235ZM261 164V163H260ZM4 165H5V163H4ZM14 165H15V163H14ZM61 165V164H60ZM67 165V164H66ZM65 165V168L67 167ZM70 164H68V166H69ZM82 165V164H81ZM163 165V164H162ZM234 165V164H233ZM11 167H12V165H10ZM17 166V165H16ZM31 166V165H30ZM50 166H51V164H50ZM59 166V165H58ZM72 166V165H71ZM196 166V167H197ZM218 166H220V164H219V162H218ZM232 166V165H231ZM236 166V165H235ZM264 166V165H263ZM4 167V166H3ZM76 167H80V164H79V166L77 165H75V168L74 169H79V168H76ZM118 167V166H117ZM143 167H145V166H143ZM158 167V166H157ZM214 167H216V166H214ZM2 168V167H1ZM14 168V167H13ZM217 169H218V167H216ZM220 168H221V170H222V166H220ZM219 168V169H220ZM226 168H227V166H226ZM48 169V168H47ZM59 169V168H58ZM228 169V171L229 170H231L230 168H227ZM194 170H196V169H194ZM220 170V171H221ZM3 171V170H2ZM24 171V170H23ZM29 171V170H28ZM77 171V170H76ZM211 171H213L214 172V170H211ZM225 171L227 172V170L225 169ZM106 172V171H105ZM216 172V171H215ZM223 173H224V170L222 171ZM221 172V173H222ZM231 172V171H230ZM1 173V172H0ZM78 173V172H77ZM229 172H227V174H228ZM235 173V172H234ZM55 174H57V173H55ZM99 174V173H98ZM213 174H215V173H213ZM225 174V173H224ZM229 174H231V173H229ZM236 174V173H235ZM262 174V173H261ZM3 175V174H2ZM153 175V174H152ZM216 175V174H215ZM226 175V174H225ZM233 175V174H232ZM45 176H47V175H45ZM107 176V175H106ZM7 177V176H6ZM217 177V176H216ZM215 177V178H216ZM220 177V176H219ZM246 177V176H245ZM4 178V177H3ZM93 178V177H92ZM212 178V177H211ZM220 178H222V177H220ZM219 178V179H220ZM231 178V177H230ZM242 178V177H241ZM251 178H254V179H256L255 177H251ZM102 179V178H101ZM208 179V180H209ZM217 179H218V177H217ZM224 179V178H223ZM244 179V178H243ZM250 179V178H249ZM96 180V179H95ZM94 180V181H95ZM190 180V179H189ZM189 180H187V181H189ZM225 180V179H224ZM240 180H242V179H238V181H240ZM246 180V179H245ZM187 181H186V183H187ZM218 181V180H217ZM250 181V183H251V180H249ZM259 181V180H258ZM86 182V181H85ZM191 182V181H190ZM212 182V181H211ZM233 182V181H232ZM235 182H236V179H235ZM255 182V181H254ZM13 183V180H9V182H5V184H3V183H1L0 182V264H42V263H44V264H54L55 263V261H51L53 258H52V256L55 254V252L57 253L59 250H61V249H65V248H62L61 246H62V243H61V240L63 239H61V237L60 238H58V237H56L57 235H56V233H55V231H54V233H55V235H54V233H52V234H50V235H45V236H43L44 238H42L40 241H38L37 240V242L36 241H34L33 239H35V234H36V232L37 231H39L42 227H43V225H45V223L43 222L44 221V219L46 218L47 219V217H46V215H47V213H49L48 211H49V209L51 208V207H55V206H57V207H59L57 204L55 205L54 204V206H52V205H49L47 202H48V198L46 197V198H44L43 196H41V195H36L37 197H35V198H33V199H29L25 194H26V189H25V191H24V194L23 195H25V197H24V199L23 198H14V197H12L11 196V191H10V185ZM14 183H16V182H14ZM67 183V182H66ZM192 183V182H191ZM207 183H209V182H207ZM206 183V184H207ZM240 183V182H239ZM241 183H244V182H242L241 181ZM252 183H253V181H252ZM185 184V183H184ZM190 184V183H189ZM189 184H188V186H189ZM232 184H234V182L232 183ZM245 184V183H244ZM254 184H257V183H253V184H251V186L252 185H254ZM264 184V183H263ZM262 184V185H263ZM27 185V184H26ZM25 185V186H26ZM67 185V184H66ZM71 185V184H70ZM83 185H85V183L83 184ZM83 185H80V186H83ZM208 185V184H207ZM211 185V184H210ZM230 185H231V183H230ZM237 185V187L239 186L240 187V185H238L237 183H235V186ZM243 185V184H242ZM250 184H247V186H249ZM258 185V184H257ZM213 186V185H212ZM246 186V187H247ZM9 187V188H8ZM12 187V186H11ZM67 187V186H66ZM208 187V186H207ZM228 187V186H227ZM233 187H234V185H233ZM237 187H235L236 188V190L237 189H239V187L237 188ZM243 188H244V186H242ZM13 188V187H12ZM56 188V187H55ZM63 188V187H62ZM68 188V187H67ZM73 188V187H72ZM75 188V187H74ZM78 188V187H77ZM184 188H185V186L184 185H182V186H180L179 187V191H178V193L176 194L177 196H178V199H177V197H176V199L177 200H180L179 198H181V197H179V195L183 192L184 193ZM186 188V189H187ZM234 188V189H235ZM241 188V187H240ZM242 188V189H243ZM249 188V187H248ZM248 188H246L247 189V191H250V190H248ZM253 188H256V187H253ZM253 188H251L250 187V189H253ZM30 189V188H29ZM28 189V190H29ZM66 189V188H65ZM64 189V190H65ZM79 189H81V188H79ZM208 189H209V187H208ZM230 189V188H229ZM232 189V188H231ZM234 189H232L231 190V192H230V190H229V192H228V190L226 191V190H223L224 191V193H223V195L222 196H225L226 198V200L225 199H223L224 197H221L220 195H219V199H220V197L223 199V200H225V201H223V203H224V206L225 207H227L226 205H225V203H226V201H227V199H228V202H229V198H231V197H229V193H231L232 194V191H236V190H234ZM260 189L262 190V187H260ZM13 190V189H12ZM27 190V191H28ZM56 190V189H55ZM58 190H60V189H58ZM67 190V189H66ZM69 190V189H68ZM70 190H72V189H70ZM75 190H76V188H75ZM84 190V189H83ZM174 190V189H173ZM204 190V189H203ZM241 190V189H240ZM239 190V191H240ZM258 190V189H257ZM31 191V190H30ZM39 191V190H38ZM44 191V190H43ZM63 191V190H62ZM62 191L61 192H59V191H54V190H52V192L51 191H47V193H46V195H48V197H49V195L50 194H54L55 196L56 195H62L63 193H62ZM207 191V190H206ZM244 191V190H243ZM81 192V191H80ZM83 192V191H82ZM177 192V191H176ZM198 192V191H197ZM217 192V191H216ZM245 192V191H244ZM259 192H260V190H259ZM262 192V191H261ZM260 192V193H261ZM264 192V191H263ZM261 193L262 194V196H263V194L264 193ZM28 193H29V191H28ZM41 193V192H40ZM45 193H43V194H45ZM71 193V192H70ZM74 193H76V192H74ZM73 193V195H74V197L76 196V194H74ZM77 193H79V192H77ZM174 193V192H173ZM189 193V192H188ZM199 193V192H198ZM204 193V192H203ZM205 193H207V192H205ZM210 193V192H209ZM208 193V194H209ZM212 193V192H211ZM210 193V194H211ZM214 194H217V193H215V192H213ZM213 193H212V195H213ZM218 193H219V191H218ZM238 193V192H237ZM13 194V193H12ZM20 194V193H19ZM30 194V193H29ZM42 194V193H41ZM69 194V193H68ZM82 194V193H81ZM81 194L79 193V195L81 196ZM89 194V193H88ZM185 194V193H184ZM256 194H258V193H256ZM261 194H259V195H257L258 197H260V195ZM31 195V194H30ZM84 195H86V194H84ZM175 195V196H176ZM183 195V194H182ZM181 195V196H182ZM190 195V194H189ZM188 195V196H189ZM192 195V194H191ZM203 195H205V194H203ZM212 195H210V197L212 196ZM236 195V194H235ZM248 195H250V194H248ZM66 196H68L67 194H65V197ZM78 196V195H77ZM91 196V195H90ZM174 196V197H175ZM201 196V195H200ZM207 196V195H206ZM216 196V195H215ZM218 196V195H217ZM17 197V196H16ZM23 197V196H22ZM52 197H54V196H52ZM63 197V196H62ZM89 197V196H88ZM94 197V196H93ZM209 197V196H208ZM248 197V196H247ZM250 197V196H249ZM249 197H248V199H249ZM26 198V199H25ZM68 198H70L69 196H68ZM75 198H77V197H75ZM79 198H81V197H79ZM79 198H78V200H79ZM166 198V197H165ZM183 198V197H182ZM212 198H213V196H212ZM215 198V197H214ZM235 198V197H234ZM238 198V197H237ZM246 198V197H245ZM53 199H55V197L53 198ZM58 199H61V197H59ZM66 199H67V197H66ZM64 200V199H62V200H64L65 201V203H66V201H67V203H68V200ZM97 199H98V197H97ZM173 199V198H172ZM203 199V198H202ZM206 199V198H205ZM231 199H233V198H231ZM231 199H230V202H233L234 201V199L231 201ZM239 199H241V197H239L238 198V200ZM244 199V198H243ZM243 199H241L242 201H243ZM260 201H262L263 199H264V197H263V199L260 197ZM52 200V199H51ZM56 200V199H55ZM55 200H52V201H55ZM73 200V199H72ZM84 200V199H83ZM86 200V199H85ZM171 200V199H170ZM175 200V199H174ZM211 200V199H210ZM209 200V201H210ZM244 200H246V199H244ZM249 200H251V199H249ZM248 200V201H249ZM254 200V199H253ZM257 200H259V198H257ZM50 201V200H49ZM63 201V202H64ZM70 201H71V199H70ZM69 201V202H70ZM74 201H76V200H74ZM73 201V202H74ZM213 200H211L210 202L211 203H214V202H212ZM214 201H217V200H214ZM221 201V200H220ZM240 201V200H239ZM255 201H256V198H255ZM171 202H173V201H171ZM181 202H182V199H181ZM193 202V201H192ZM207 202V201H206ZM222 202V201H221ZM254 202V201H253ZM54 203V202H53ZM56 203V202H55ZM57 203H58V201H57ZM59 203H61V201L59 202ZM66 203V204H67ZM71 203H72V201H71ZM208 203V202H207ZM235 203H236V201H235ZM238 203V202H237ZM241 203V202H240ZM243 203L245 204V203H247V202H245V201H243ZM249 203H250V201H249ZM249 203H247V204H249ZM252 203V202H251ZM63 204V203H62ZM181 203H179L178 205H180ZM209 204V203H208ZM219 204H221V203H219ZM232 205H230V204H228V205H230V206H233V207H235L234 205H233V203H231ZM242 204V203H241ZM247 204L245 205V206H247ZM257 204V203H256ZM259 204V203H258ZM60 205V204H59ZM125 205V204H124ZM203 205H205V204H203ZM238 205V204H237ZM237 205H236V207H235V209L237 208ZM240 205V204H239ZM243 205V204H242ZM254 204H252V206H253ZM100 206V205H99ZM173 206V205H172ZM213 206H214V204H213ZM241 206V205H240ZM244 206V207H245ZM250 206V204L247 206V207H249ZM255 206V205H254ZM254 206L251 208V206L249 207V209L247 208V211H246V213L244 212V210H243V213H242V211H240L243 215H244V217L247 215L248 216V219L247 220H245L244 219V222L242 223V224H249L250 226L248 227V225H244V228H243V230L245 229V228H247V229H245V231L244 232H241V234L243 233V235L241 236V234H240V236H237V233H239V230L240 229H238L237 230V228H239L240 226L239 225H241V227H243V225L242 224H239L238 222L236 223V222H234V221H236L238 218H241V217H243V215L240 213V214H235L236 216H241V217H236V216H234V217H236L235 219L236 220H234L233 218V216L232 217H229L230 219L229 220H231V219H233L232 220V223H229V222H231V221H229L228 219H226V221H229L227 224L228 225H230V224H234V223H236L237 225H235V226H237V228L235 227L234 229H232V227H226L225 228V226H223V223L225 222V218L227 217H223V219L222 218H220L221 220H220V225H222V227H224V229L227 231V235H226V233H222V231H220L222 234L221 235H219V236H224V234H225V237H226V239H225V241H223V240H221V241H223V242H221V244H223L224 242H226V241H228V244H229V246H231L230 248L232 249V247H233V250H231L230 248L228 249V247L229 246H225L224 244L221 246V244H220V242L218 243L217 242V239H218V235H217V237H216V233L217 232H215V234H214V232H213V234L215 235V237L214 238H216V240L214 241V239L213 238H211V239H213V244L216 242V243H218V244H220V245H218V246H221L222 248H223V250H224V246L225 247H227V249L229 250V254H228V258H230L229 257V255H230V253L232 252V253H234L235 254V256H236V261L235 260H233V261H235L234 262V264H264V219H263V221L261 222V223H259L261 220H262V213H263V209H259V207H255L254 208ZM258 206H260V205H258ZM66 207V206H65ZM190 207H191V205H190ZM222 207H223V205H222ZM222 207H220V208H222ZM239 207V206H238ZM260 207H262V206H260ZM175 208V207H174ZM178 208V207H177ZM177 208L175 209V211L177 210ZM207 208V207H206ZM232 208V207H231ZM57 210L58 208H54V210ZM60 209V208H59ZM154 209V208H153ZM172 209L173 208H171V211H172ZM198 209V208H197ZM223 209V208H222ZM224 209H226V211L229 209H227V208H224ZM241 209H245V208H241ZM53 210V208L51 209V211ZM54 210H53V213H54ZM55 210V211H56ZM188 210V209H187ZM187 210H185L186 212H188ZM195 210V209H194ZM202 210V209H201ZM232 210H233V208H232ZM231 209H230V211H232ZM237 210V209H236ZM240 210V209H239ZM197 211V210H196ZM203 211V210H202ZM216 211H218L217 209H216ZM220 211H222V210H219V212ZM103 212V211H102ZM147 212V211H146ZM234 212V211H233ZM50 213H52V212H50ZM175 212H173L172 214H174ZM184 213V215H186L185 214V212H183ZM189 213H191V212H189ZM193 213V212H192ZM191 213V214H192ZM197 212H194V214H196ZM223 213H224V211H223ZM234 213H236V212H234ZM234 213H233V215H234ZM245 213V214H244ZM56 214V213H55ZM169 214V213H168ZM205 214V213H204ZM204 214H202L203 216V218H204ZM218 214H222V212L221 213H218ZM228 214H230V213H228ZM259 214H261L260 216L262 217H260L261 218V220H256L257 222H256V224L257 225H255V223L253 224V223H251V221H252V219L254 218V217H256V216H258V218H259ZM49 215H53V214H49ZM190 215V214H189ZM193 215V214H192ZM231 215H232V212H231ZM230 215V216H231ZM169 216V215H168ZM167 216V217H168ZM171 216V217H170ZM169 217L171 218V219H169V221H172V216L174 217V215H170ZM177 216V215H176ZM178 216H180V215H178ZM177 216V217H178ZM194 216H196V215H194ZM220 216V215H219ZM218 216V217H219ZM223 216V215H222ZM105 217H106V215H105ZM104 217V218H105ZM109 217V218H108ZM108 221H105V223L108 225L109 224V226H106L105 227V229L104 230H102L101 231V229H102V227L101 226H104V225H101V226H99V229L98 228H96V229H98L97 231H99V232H101V234L98 236L97 234H93V233H95V231H96V229H93V227L91 228L90 227V231L91 232H93L92 234L94 235V236H92V241H90L91 243L94 241L93 240V237H100V239L101 240H106V238L108 239L109 237V240L110 241H112L113 242V240H115V236H114V234L113 235H111V233H113V231H112V227H114V226H117L118 225V223L116 224V221L114 222L111 218H110V216L108 215ZM117 217V216H116ZM145 217V216H144ZM177 217H175V218H177ZM181 217V216H180ZM183 217V216H182ZM181 217V218H182ZM212 217H214V214H212ZM215 217H217L216 215H215ZM221 217V216H220ZM104 218H102L101 220H103ZM112 218H115L114 217V215H113V217ZM205 218H206V215H205ZM211 217H209V219H210ZM156 219H158V218H156ZM155 219V220H156ZM167 219V220H168ZM185 218H183L182 220H184ZM191 219V218H190ZM189 219V220H190ZM202 219V218H201ZM104 220H106V218L104 219ZM103 220V221H104ZM116 220V219H115ZM160 220H162V219H160ZM188 220V217H187V219H186V223L189 221H187ZM193 220V219H192ZM213 220H214V218H213ZM216 220H218V218L217 219H215V221ZM224 220V222H222ZM240 220V219H239ZM255 220V219H254ZM98 221V220H97ZM103 221H101V224H102V222ZM157 221V220H156ZM163 222H164V220H162ZM165 221H166V219H165ZM173 221H174V219H173ZM201 221V220H200ZM204 221V219H202V221L201 222H203ZM206 221H208L209 223L212 221V219H211V221H209L208 220V218H206ZM215 221H213V222H215ZM243 221V220H242ZM259 221V222H258ZM100 222V221H99ZM117 222H119L118 220H117ZM194 222V221H193ZM213 222H212V225H213ZM217 222H219V220L217 221ZM222 222V223H221ZM234 222V223H233ZM253 222H255V221H253ZM44 223V224H43ZM49 223H50V221H49ZM104 223V224H105ZM120 223V222H119ZM156 223V222H155ZM159 223H161L162 224V222H158V223H156V225L158 224V226H159ZM165 223V222H164ZM170 223V222H169ZM168 223V221L166 222V224H169ZM174 223L175 222H172V224H173V226H174ZM225 223V225H227ZM259 223V224H258ZM171 224V225H172ZM180 224L181 225H179L180 227H182L183 225L182 224H184V221L181 223L180 222ZM191 224H194V223H191ZM191 224H185V226H189V225H191ZM205 225H206V223H204ZM203 224V225H204ZM211 224V223H210ZM251 224H253V226L251 227ZM47 225V224H46ZM100 225V224H99ZM122 225V223H120V226ZM143 225V224H142ZM151 225L152 224H150V226L149 227H151ZM163 225V224H162ZM162 225H160L161 227H162ZM171 225H168L169 227H166V228H168L167 230L165 229V231H163L164 229H162V231L160 232L159 231V233L161 234L162 232H164L163 234L165 235L166 234V237H163V235H161V236H159V235H157L158 237H154V235L152 236H148L149 235V232H148V234H147V236L146 235H144L145 234V231H146V229L148 228L149 229V227H147V228H145V227H143V228H139L138 230H140V233L138 232V234L137 235H143L142 237H144L145 238V240L146 241H143L142 239H140V240H136L135 239V241L134 242H131V243H133L132 244V249H130L131 247H130V245H128L127 247L130 249H128L129 251H131V253H130V255H128L127 257L128 258H126L127 259V261H126V259H125V261H124V259L122 260L123 261V263H121L120 262V260H121V258H122V255L119 257L118 256V258L117 259H120V260H118L119 261V263H121V264H187L189 261L187 260V261H184V259L186 258V254H187V258H189L190 256H192V257H194L193 255V253L195 252L193 249H195L194 248V246L192 245L191 246V244H190V246H189V248H188V250L190 251V250H193V252L189 255L188 253H190L188 250H186L185 249V247H186V244H187V246H188V243H186L185 244V241H183V243L185 244V247H184V245H183V243H182V240L185 238V234L187 233L188 234V229L186 230V228H191L190 230H193L192 229V225H191V227H182V228H184L183 230V232H182V230H181V228L179 227V228H176V229H180L181 230V232L183 233V235L181 236L180 235V233H178V235H180L182 238H175V234H177L176 232V229L175 228H173ZM178 225V223L175 225V226H177ZM195 225V224H194ZM193 225V226H194ZM203 225H201V226H203ZM204 225V226H205ZM94 226V225H93ZM98 226V225H97ZM111 226V227H110ZM119 225H118V227H120ZM123 226H125L124 224L122 225V227ZM145 226V225H144ZM152 226H154V224L152 225ZM159 226V227H160ZM171 226V227H170ZM174 226V227H175ZM201 226L199 227V228H201ZM209 229L211 228V230L213 231L214 229H215V227L217 226V225H213V226H215L214 228H212V227H209L208 225H206ZM206 226L205 227H203L202 229L203 230H209L208 228H206ZM233 226V225H232ZM53 227V226H52ZM100 227H101V229H100ZM110 227V228H109ZM218 227V226H217ZM115 228V227H114ZM163 228H164V225H163ZM219 228V227H218ZM228 228V229H227ZM43 229V228H42ZM54 229V228H53ZM85 229H87V228H85ZM121 229V228H120ZM120 229H119V232H122V231H120ZM130 229V228H129ZM230 229V230H229ZM242 229V228H241ZM87 230H89V228L87 229ZM206 230L205 231H203V232H206ZM218 229H216V230H214V231H217ZM219 230H221V229H219ZM218 230V231H219ZM229 230V231H228ZM57 231V230H56ZM60 231H61V229H60ZM89 231V232H90ZM96 231V232H97ZM149 231V230H148ZM194 231V230H193ZM201 231V230H200ZM210 231V230H209ZM211 231V232H212ZM59 232V231H58ZM57 232V233H58ZM88 232V233H89ZM116 232V230L114 231V233ZM126 232H127V230H126ZM125 232V233H126ZM129 232H130V230H129ZM189 232H191L192 233V231H189ZM197 232H199V230L197 231ZM203 232H202V234H203ZM219 232V233H220ZM40 233H41V231H40ZM51 233V232H50ZM124 233V234H125ZM132 233H133V231H132ZM152 233H153V231H152ZM191 233H189V234H191ZM39 233H37V235H38ZM43 234V233H42ZM59 234V233H58ZM91 234V235H92ZM99 234V233H98ZM117 234H118V232H117ZM130 234V233H129ZM128 234V236H130ZM158 234V233H157ZM193 234V233H192ZM201 234V235H202ZM40 235V234H39ZM38 235V236H39ZM119 235V234H118ZM127 235V234H126ZM136 235V236H137ZM200 235V236H201ZM59 236H61V235H59ZM65 236V235H64ZM63 236V237H64ZM123 236V235H122ZM190 236H192V237H190L191 239H193L194 237H193V235H190ZM202 236H204V234L202 235ZM202 236L200 237V240L202 239ZM206 236V235H205ZM205 236H204V238H205ZM207 236H208V232H207ZM206 236V237H207ZM210 236H211V234H210ZM34 237V238H33ZM119 237H121V236H119ZM125 237V236H124ZM131 238H132V236H130ZM189 238V235L188 236H186V238ZM41 238V235H40V237H39V239ZM69 238V237H68ZM85 238V237H84ZM118 238V237H117ZM123 238V237H122ZM130 238V239H131ZM135 238H138V237H135ZM208 238H210V237H208ZM221 238V237H220ZM66 239V241H67V238H65ZM97 239H99V238H97ZM121 238H119V240H120ZM124 239V238H123ZM129 239V241H131ZM133 239H134V237H133ZM191 239H187L188 240V242H192L191 241ZM64 240V239H63ZM62 240V241H63ZM109 240H108V242H109ZM118 240V241H119ZM186 240V239H185ZM204 240H206V239H204ZM65 240L63 241V243L64 242H66ZM81 241H83V240H81ZM89 241V240H88ZM117 241V240H116ZM116 241H114V242H116ZM121 241H123V240H121ZM143 241V242H142ZM194 241V240H193ZM207 241H209V240H207ZM207 241L204 243V245L206 244L207 246L209 245L210 246V244L209 243H207ZM101 242V241H100ZM103 243V242H102ZM120 243V242H119ZM200 243H203V242H200ZM215 243V244H216ZM28 244L30 245L31 244V246H29L30 248H31V250H28V251H30V253L29 252H27V250H26V246H28ZM95 244H96V242H95ZM104 244V243H103ZM110 244V243H109ZM108 244V245H109ZM112 244V243H111ZM117 245H119L118 243H116ZM195 244V243H194ZM226 244V243H225ZM64 245H66V244H64ZM64 245H63V247H64ZM80 245V244H79ZM105 245H107V240H106V242H105V244H104V246L103 247H105ZM121 245V244H120ZM77 246V245H76ZM115 246V245H114ZM126 246V245H125ZM200 246H202V245H200ZM100 247V246H99ZM107 247V246H106ZM106 247H105V249H106ZM109 247V246H108ZM107 247V248H108ZM112 247V245H110V249H112L111 248ZM215 247H217V245H215ZM221 247H217V249H220ZM234 247L236 248L235 249V251H234ZM29 248V249H30ZM61 248V249H60ZM89 248V247H88ZM207 248V247H206ZM208 248H210V247H208ZM207 248V249H208ZM211 248H213V247H211ZM222 248L220 249V251L222 250ZM103 249V248H102ZM110 249H108V250H110ZM127 249V248H126ZM201 249V251H204V250H202V247L200 248ZM203 249H204V246H203ZM226 249V250H227ZM57 250V251H56ZM66 250V249H65ZM68 250V249H67ZM71 249H69V251H70ZM100 250H101V247H100ZM188 251V253L186 252V251ZM225 250V251H226ZM230 250H231V252H230ZM97 251V250H96ZM111 251V250H110ZM129 251H128V253H129ZM210 251H211V249H210ZM209 251V252H210ZM213 251H215L216 252V249L214 250L213 249ZM220 251H218L217 253H215V255L217 256V254H219V252ZM224 251V252H225ZM66 253L68 252V251H65ZM71 252V251H70ZM106 251L104 250L103 252H101V253H104V255L107 253H105ZM226 252H228V251H226ZM61 253H62V251H61ZM63 253H64V251H63ZM91 253V252H90ZM98 253H100L99 252V249H98ZM97 253V254H98ZM206 253H208V252H206ZM205 253V254H206ZM213 253V252H212ZM211 253V254H212ZM221 254H219V258L221 259V258H223L224 259V261H221V260H223V259H219L221 262H219V264L220 263H222L223 262V264H226V263H230V260H228V262H227V260L226 259H228L227 257H225V256H223L222 254V252H220ZM65 254V253H64ZM73 254V253H72ZM71 254V255H72ZM109 253H107L106 255H108ZM123 254V253H122ZM205 254L203 253L202 255H203V257L205 256ZM67 255V254H66ZM127 254H125V256H126ZM188 255H189V257H188ZM195 255H197V253H195ZM210 255V253H208V256ZM214 255V254H213ZM215 255L213 256V259H214V257H215ZM221 255H222V257H221ZM224 255H226V254H224ZM231 255H233V254H231ZM27 256H28V258H27ZM59 257H61V255H58ZM62 256H64V255H62ZM100 256V255H99ZM124 256V257H125ZM198 256V255H197ZM211 256L212 255H210L209 257H208V259H211ZM234 256V257H235ZM64 257H66V256H64ZM192 257H190L189 259H191ZM217 257V258H218ZM233 257V258H234ZM52 258V259H51ZM66 258H68V256L66 257ZM71 257H69V259H70ZM73 258V257H72ZM98 258H100V257H98ZM101 258H102V255H101ZM100 258V261L102 260ZM195 258V257H194ZM194 258L192 259L193 261V263H194ZM63 258L61 257V260H62ZM149 259V261L150 262H148L147 260ZM206 259H207V257H206ZM72 260V259H71ZM114 260V259H113ZM186 260V259H185ZM197 260V259H196ZM218 259L216 260V258H215V262L216 261H219ZM65 261H66V259H65ZM69 263H70V261L69 260H67ZM73 261V260H72ZM104 261V260H103ZM117 261V262H118ZM203 261H207V260H204V258H203ZM214 261V260H213ZM226 261V262H225ZM52 262H54V263H52ZM61 262V261H60ZM62 262H63V260H62ZM61 262V263H62ZM97 262L99 263V264H101L102 262H99L98 260H97ZM116 262V261H115ZM115 262H114V264H115ZM116 262V263H117ZM185 262V263H184ZM191 262V263H192ZM204 262V263H205ZM207 262H211V260L210 261H207ZM207 262H206V264H207ZM213 263V262H212ZM217 263V262H216ZM216 263H213V264H216ZM59 264V263H58ZM94 264V263H93ZM95 264H96V262H95ZM195 264H196V262H195ZM198 264H199V260H198ZM218 264V263H217Z\"/></svg>",
  "mask_w": 264,
  "mask_h": 264
}]
</instances>
